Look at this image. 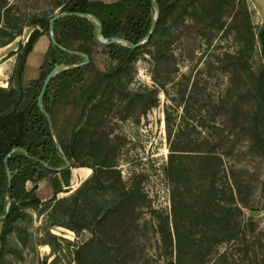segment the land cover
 Instances as JSON below:
<instances>
[{
	"label": "trees",
	"instance_id": "1",
	"mask_svg": "<svg viewBox=\"0 0 264 264\" xmlns=\"http://www.w3.org/2000/svg\"><path fill=\"white\" fill-rule=\"evenodd\" d=\"M155 1L160 12L154 32L135 49L120 42L101 43L97 39L98 24L88 17L66 15L56 19L52 28L56 44L49 41L40 74L29 81L26 78L28 60L40 38L50 35V19L56 8L61 7V12L94 15L101 21L103 39L121 38L134 44L150 32L156 8L154 0H62L56 8L31 15L27 40L8 55H15L8 86L0 87V264L13 231L12 224L27 209L39 215L47 214L49 226H62L77 235L85 230L91 233L90 238L74 246L75 264L120 262L119 249L107 242L96 227L121 209L132 191L101 177L98 165L105 167L106 164L90 163L87 158L79 157L80 138L87 133L88 109L96 101H102L107 90L121 84L124 72L139 52H149L157 61L169 59L164 38L171 16L180 19L205 15L208 29H222L223 23L219 20L228 0H207L208 4L205 0ZM7 5L6 0H0V25L3 24L0 31L11 29L6 39L0 38V47L22 33V27L8 24ZM239 43L236 53H225L226 67L232 68L240 81L236 91H245L252 99L251 110L241 127L264 156V68H254L251 63L256 44L264 46V22L255 30L248 23ZM99 50L110 57L109 70L97 63ZM81 53L88 55V63H84ZM60 64L66 67L52 77L42 98L52 119L50 128L37 100L47 74ZM232 88L221 102L222 106L232 104L233 120L241 108L230 95ZM179 93L187 110V84ZM153 105L155 100L147 106ZM169 120L167 117L170 153L163 170L171 185L173 230L167 220L159 224V233L163 245L176 250V262L171 264H264V233L256 234L258 224L254 216L242 219L243 208L249 206V200L243 197L234 170H230V176L226 173L218 141L211 135L195 140L181 131L173 137ZM11 151L14 152L5 162ZM62 154L70 160L71 168L50 169L65 166ZM83 166L91 168L92 175L69 195L59 197L71 185L72 169ZM9 171L12 182L8 188ZM44 179L52 191L49 200L37 194L39 183ZM29 182L31 188L27 187ZM8 206V214L2 218ZM45 239V244L54 252L64 249L49 228ZM225 243L232 246L219 250Z\"/></svg>",
	"mask_w": 264,
	"mask_h": 264
},
{
	"label": "rangeland",
	"instance_id": "2",
	"mask_svg": "<svg viewBox=\"0 0 264 264\" xmlns=\"http://www.w3.org/2000/svg\"><path fill=\"white\" fill-rule=\"evenodd\" d=\"M59 1L62 0H6L8 24L22 27V33L0 47V87L8 86L15 62V55H8L27 40L31 15L56 8ZM60 10L61 7L56 8L55 13ZM221 13L222 29H208L205 15L180 19L171 16L164 38L169 59L157 61L149 52H139L124 72L121 84L107 90L102 101H96L88 109L87 133L80 138L79 157L90 163L106 164L98 165L101 177L132 191L121 209L96 227L107 242L119 249L118 264L176 262L175 248L165 247L159 233V224L167 220L173 230L171 185L163 170L171 143L167 117L173 137L181 131L195 140L211 135L218 141L226 173L230 176V170H234L242 195L249 200L242 219H247L249 210L260 211L261 216L255 217L256 234L264 233V156L241 127L251 110L252 99L245 91H236L240 81L233 69L226 67L224 57L225 53L238 51L248 23L255 30L264 22V4L228 0ZM9 32L11 29L1 30L0 38L6 39ZM45 47L42 43L33 51L27 80L39 76ZM253 55V67L264 68V46L256 44ZM96 60L102 69L109 70L112 66L103 50L96 54ZM186 84L187 110L179 93ZM231 87L230 95L241 108L236 120H232L230 113L232 104L222 106L221 102ZM154 100L155 105L148 107ZM92 173L91 169L88 177L74 179L58 196L69 195ZM27 187L31 188L32 183H27ZM37 194L43 200L52 197L46 179L39 183ZM12 225L1 264H75L74 246L91 237L88 230L77 235L62 226H49L48 215H39L32 209L23 210ZM48 228L64 247L59 253L44 246ZM231 246L225 243L219 250Z\"/></svg>",
	"mask_w": 264,
	"mask_h": 264
},
{
	"label": "water",
	"instance_id": "3",
	"mask_svg": "<svg viewBox=\"0 0 264 264\" xmlns=\"http://www.w3.org/2000/svg\"><path fill=\"white\" fill-rule=\"evenodd\" d=\"M154 4H155V8H156V14H155V17H154V20H153V24H152V28L150 30V32L148 33V35L146 36V38L144 40H142L141 42L137 43V44H134L130 41H127L125 39H121V38H113L112 40H106V39H103L102 36H101V32H102V24H101V21L94 15H88L86 13H80V12H57L53 15V17L50 19V35H49V38H50V41L53 43V44H56L55 42V39H54V35H53V32H52V28H53V24H54V21L60 17H63V16H66V15H78V16H85V17H88L92 20H94L97 24H98V28H97V39L103 43V44H111V43H116V42H120V43H123L127 46H129L130 48L132 49H135L137 48L138 46L142 45L147 39H149L151 37V35L153 34L154 32V29H155V26H156V21H157V18L159 16V12H160V8H159V5L158 3L154 0ZM81 55L85 58V62L84 63H88L89 62V57L86 53H81ZM83 63V64H84ZM66 66L63 65V64H60V65H57L55 66L46 76L44 82H43V85H42V88H41V91L38 95V107L39 109L46 115L47 117V120H48V123H49V126L50 128L52 127V119H51V116L49 115V113L46 111V109L44 108L43 104H42V98L49 86V83L52 79V77L59 71H61L62 69H64ZM57 147L59 148V144H57ZM14 151H11L9 152L6 157H5V162H7V159L8 157L13 153ZM63 157H64V160H65V166L62 167V168H52V167H49L50 169L52 170H56V171H60L62 169H67V168H71V162L70 160L64 155L62 154ZM9 175V183H8V188L10 187L11 185V182H12V174L11 172L9 171L8 173ZM8 211H9V206H8V209H7V212L6 214L2 217V218H5L6 215L8 214ZM261 212L260 211H257V210H249L248 211V215L249 216H254V217H259L261 216Z\"/></svg>",
	"mask_w": 264,
	"mask_h": 264
},
{
	"label": "crops",
	"instance_id": "4",
	"mask_svg": "<svg viewBox=\"0 0 264 264\" xmlns=\"http://www.w3.org/2000/svg\"><path fill=\"white\" fill-rule=\"evenodd\" d=\"M252 1V3L253 4H264V0H251ZM47 36H42L41 38H40V40L37 42V44H36V47H35V49H37L38 48V46L40 45V44H42V43H44V45L46 46L45 48H47L48 47V44H49V41H50V39L48 38ZM47 40H48V44H46L47 43ZM34 49V50H35ZM45 51L46 50H44L43 52H42V57H43V55H44V53H45ZM30 59H31V56H30V58H29V60H28V66H27V70H28V67H29V64H30ZM80 173V174H79ZM82 173L81 172H78V173H76V174H73L72 173V176H71V182L74 180V179H78L79 177L81 178V177H83V174L81 175ZM85 178V177H84ZM47 245V244H46ZM45 246V245H44Z\"/></svg>",
	"mask_w": 264,
	"mask_h": 264
},
{
	"label": "bare ground",
	"instance_id": "5",
	"mask_svg": "<svg viewBox=\"0 0 264 264\" xmlns=\"http://www.w3.org/2000/svg\"><path fill=\"white\" fill-rule=\"evenodd\" d=\"M90 168L89 167H87V166H83V167H76V168H73V174H76V173H78V172H81L82 174H83V177H88V174H89V172H90ZM80 174V173H79ZM81 174V175H82ZM61 228V227H60ZM63 229H65V228H63ZM59 231V230H58ZM66 231V230H65ZM61 232V231H60ZM54 233H56V234H60L59 232H57V231H54ZM68 238V237H67ZM45 247H47V248H49V245H45Z\"/></svg>",
	"mask_w": 264,
	"mask_h": 264
}]
</instances>
